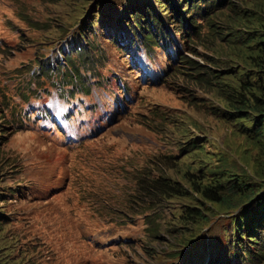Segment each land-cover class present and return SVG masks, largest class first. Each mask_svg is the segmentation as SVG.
<instances>
[{"label": "rangeland", "instance_id": "rangeland-1", "mask_svg": "<svg viewBox=\"0 0 264 264\" xmlns=\"http://www.w3.org/2000/svg\"><path fill=\"white\" fill-rule=\"evenodd\" d=\"M236 1L237 13L254 15L260 0ZM142 3L191 61L229 51L210 42L202 20L183 44L159 0H0V212L9 217L0 248L11 244L19 264H215L213 255L264 264L261 242L233 236L244 207L218 209L178 172L195 163L188 142L203 138L209 166L253 183L261 150L213 113L220 101L193 84L192 71L176 73L163 48L145 50L129 26ZM100 20L107 33L95 23L93 47L75 54L86 43L83 22ZM71 50L70 69L56 72ZM162 178L181 183L190 200L154 198ZM190 202L206 216L202 228L179 222ZM184 235L194 236L190 246L178 242ZM235 249L247 256L234 261Z\"/></svg>", "mask_w": 264, "mask_h": 264}, {"label": "trees", "instance_id": "trees-1", "mask_svg": "<svg viewBox=\"0 0 264 264\" xmlns=\"http://www.w3.org/2000/svg\"><path fill=\"white\" fill-rule=\"evenodd\" d=\"M159 1L165 3L162 6L167 14L172 13L170 21L175 24L176 32L182 36L183 44H191V39L195 38L193 30L203 27L201 23H197L202 20L206 22L208 33L212 38L210 42L219 49L229 48V51L227 54L215 55V59L206 63L191 61L180 53L176 47V40L172 38L168 28H164L166 25L162 19L154 12L153 16L150 14L147 3L132 8L134 24L130 21L129 26L134 30L136 38H140L138 41L149 53L154 47L165 49L169 60L178 65L176 73L180 72L181 68L192 71L189 75L192 76L193 84L220 101L221 107H214L213 113L235 123L240 133L250 138L253 145L259 147L262 153L261 164L258 166V172H255L257 181L251 183L249 179H244L245 174L243 176L233 174L226 165L209 166L208 156L204 153L209 145L208 140L192 139L187 144L189 149H186V152L188 156L193 155L192 157L196 158L195 163L190 166L182 164L178 167V172L185 184L190 185L192 192L196 191L206 202L219 206L218 209L226 208L225 212H228L244 207L239 217H235L237 220L233 224V236L240 243H243L245 236L249 238V242L255 244L261 242L264 247V0H260L254 6V15H250L245 10L242 15L237 13V10L241 9L236 0ZM115 22L119 28L118 22ZM83 23V28L87 30L86 34H83L86 43L83 47L74 46L75 54H80L85 47H93L88 33L93 35L92 25L95 23L100 30L107 33L103 26L106 22L103 20L95 21L91 25L88 21ZM199 31L197 35L201 34ZM109 40H112L111 37ZM114 42L120 44L118 39H114ZM170 44L177 49L176 53L168 52L167 48ZM73 50L64 59V64L56 66V72L63 66L70 69ZM226 59L227 61L223 62ZM151 187V192L155 194L154 198L161 199L162 195L164 200L176 198L190 200V192L183 189L181 183L173 180L162 178ZM203 204L202 202V206ZM205 208L209 210V207ZM179 217L181 225L191 224L194 228H202L208 222L203 211L194 208L191 202L189 205H183ZM8 220V215L0 212L1 223L5 224ZM182 238L178 242L186 240L187 245L190 246L192 244L190 238L194 236L184 235ZM2 243L0 264H19L13 256L12 245L6 241ZM237 246L240 247L238 244ZM261 253L258 252L259 255ZM230 254L236 256L234 259L236 262L241 256H247L245 250L239 252L235 249ZM199 259H188L189 264H195ZM213 259L215 264H227L226 259L221 261L218 255H213Z\"/></svg>", "mask_w": 264, "mask_h": 264}]
</instances>
